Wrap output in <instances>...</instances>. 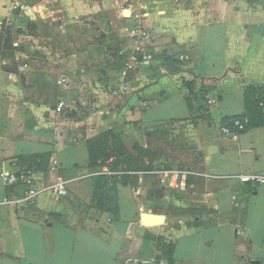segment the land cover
Masks as SVG:
<instances>
[{"label":"crops","instance_id":"obj_1","mask_svg":"<svg viewBox=\"0 0 264 264\" xmlns=\"http://www.w3.org/2000/svg\"><path fill=\"white\" fill-rule=\"evenodd\" d=\"M16 1L0 0V173L33 174L40 194L6 206L25 189L0 176V264H264V183L241 181L264 177V128L222 132L246 118L249 86L264 106V0H139L146 40L115 0ZM107 133L133 158L114 176L90 167L88 141ZM103 175L116 213L98 206ZM60 178L67 197L41 192Z\"/></svg>","mask_w":264,"mask_h":264},{"label":"built area","instance_id":"obj_2","mask_svg":"<svg viewBox=\"0 0 264 264\" xmlns=\"http://www.w3.org/2000/svg\"><path fill=\"white\" fill-rule=\"evenodd\" d=\"M31 0H17L14 4V9L18 11H26L28 10L27 2ZM254 1V0H249ZM115 8L120 13L123 18H130L134 21V26L136 29V33L139 35L142 40L148 39L149 35L146 32V29L143 25L144 19L147 16V8L140 4L139 0H115ZM129 13V15H127ZM148 60L152 59L151 55L147 56ZM146 60H139L138 58L134 59L135 65L139 66L144 63ZM132 69V67H131ZM65 82L64 80L60 83ZM126 86L121 85L120 87L111 90L113 96L118 98L119 100H124L126 98ZM207 104L209 107H215L218 104V99L209 97L207 99ZM66 108V104L64 102H60L57 107V111L59 113L63 112ZM248 123L247 118H239L234 120L231 124L225 125L222 128V132L227 137L237 136V130H242L243 125ZM114 162V158H110L108 161L105 162V172L107 175L114 176L118 173L112 171L111 165ZM55 165L58 163L55 162ZM110 166V167H109ZM152 173L159 174L162 176L161 185L169 188H179L178 179H179V172H174L173 170H156ZM0 176L5 180V183L8 187L15 186L19 183L24 185V196L22 198H15L9 199L6 198L3 202L4 205L10 206L14 205L19 209L26 208L29 206H33L35 201L40 194V190L35 185V176L33 174H23L22 176H17L16 174H10L7 172H1ZM170 180V181H169ZM243 183H264L263 176H244L241 178ZM68 184L69 182L64 179L60 178L55 183L43 188V191H49L53 193L58 200H61L69 195L68 191Z\"/></svg>","mask_w":264,"mask_h":264},{"label":"trees","instance_id":"obj_3","mask_svg":"<svg viewBox=\"0 0 264 264\" xmlns=\"http://www.w3.org/2000/svg\"><path fill=\"white\" fill-rule=\"evenodd\" d=\"M256 86H249L245 92V114L244 117L248 119V123L243 125L242 130H237L236 133L243 134L251 129L264 128V106L263 101L258 95ZM239 117L226 118L224 125L231 124ZM88 151L90 158V167H97L105 165V162L110 158H114V163L111 165V169L114 172H119L126 167L130 169L133 165V158L130 155L127 148L120 142L113 134L107 133L100 135L92 140L88 141ZM29 159L34 162L40 161L36 165L37 170H45L49 164L50 155L45 156H32ZM126 179L128 175L125 176ZM117 177H107L105 175L100 176L96 188V200L99 207L106 205L110 208L109 211L116 213L118 209L117 198L105 197L107 194L115 193L117 190Z\"/></svg>","mask_w":264,"mask_h":264},{"label":"water","instance_id":"obj_4","mask_svg":"<svg viewBox=\"0 0 264 264\" xmlns=\"http://www.w3.org/2000/svg\"><path fill=\"white\" fill-rule=\"evenodd\" d=\"M141 220L144 226H162L165 223V217L161 215H153L148 213H143ZM251 264H261L258 261H252Z\"/></svg>","mask_w":264,"mask_h":264},{"label":"rangeland","instance_id":"obj_5","mask_svg":"<svg viewBox=\"0 0 264 264\" xmlns=\"http://www.w3.org/2000/svg\"><path fill=\"white\" fill-rule=\"evenodd\" d=\"M168 145H170V143H168ZM168 152V151H167ZM166 154H169L170 155V153H166Z\"/></svg>","mask_w":264,"mask_h":264},{"label":"bare ground","instance_id":"obj_6","mask_svg":"<svg viewBox=\"0 0 264 264\" xmlns=\"http://www.w3.org/2000/svg\"><path fill=\"white\" fill-rule=\"evenodd\" d=\"M127 15H129V13H127Z\"/></svg>","mask_w":264,"mask_h":264}]
</instances>
